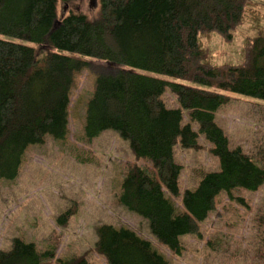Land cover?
Returning a JSON list of instances; mask_svg holds the SVG:
<instances>
[{
    "label": "trees",
    "instance_id": "obj_1",
    "mask_svg": "<svg viewBox=\"0 0 264 264\" xmlns=\"http://www.w3.org/2000/svg\"><path fill=\"white\" fill-rule=\"evenodd\" d=\"M58 1L71 0H0V180L16 177L28 146L42 144L46 136L66 138L74 75L87 68L83 57L100 61L115 70L95 75L84 104L83 134L90 139L111 129L127 140L135 158L148 163L149 168L130 165L124 171L116 200L179 255L180 236L198 234L220 193L240 204L233 192L256 191L264 182V169L239 147L229 149L214 121V111L229 99L220 91L264 100V25L245 12L247 0H98L93 19L71 11L58 19ZM246 23L253 34L245 41L243 62L210 63L200 37L216 33L228 42ZM30 44L49 50L37 55ZM166 87L179 107L165 106ZM182 109L196 131L182 123ZM199 134L219 168L179 194L181 166L173 147L197 149ZM72 214L66 209L55 221L64 225ZM95 235L94 250L106 264H170L128 228L100 224ZM52 259L51 250L39 251L16 237L0 251V264ZM56 263L88 264L82 256Z\"/></svg>",
    "mask_w": 264,
    "mask_h": 264
},
{
    "label": "rangeland",
    "instance_id": "obj_2",
    "mask_svg": "<svg viewBox=\"0 0 264 264\" xmlns=\"http://www.w3.org/2000/svg\"><path fill=\"white\" fill-rule=\"evenodd\" d=\"M98 0L58 1V19L69 11L81 12L93 19ZM245 12L264 25V0H247ZM253 31L249 23L238 26L231 41L216 33L200 37L210 63L238 64L244 60L245 41ZM37 55L48 48L30 44ZM52 49V48H51ZM76 56V55H74ZM87 68L74 75L68 102V134L64 140L49 136L40 145L24 151L13 180H0V251L10 248L16 237L34 243L39 251L48 249L58 259L82 256L88 264H106L94 250L95 227L110 224L125 227L147 240L170 264H264V182L256 191L238 190L233 196L224 193L216 199L214 210L199 223L198 234L180 236L182 252L172 254L149 233L147 223L117 202L120 182L130 165L149 168L143 159L132 154L127 140L106 129L96 137L86 138L82 131L84 104L97 72L115 69L90 57ZM161 79L192 85L186 80L159 75ZM229 99L214 111V121L228 139V148L239 147L264 169V100L220 91ZM166 107H179L166 87L161 96ZM197 124L182 109V123ZM197 149L173 147V159L181 166L179 194L193 188L201 175L218 170V159L210 153L211 145L199 134ZM176 206L179 198H172ZM70 209L73 214L64 225L56 217Z\"/></svg>",
    "mask_w": 264,
    "mask_h": 264
}]
</instances>
